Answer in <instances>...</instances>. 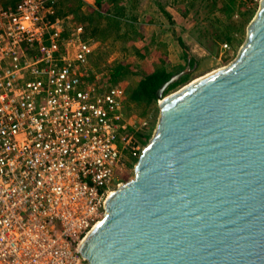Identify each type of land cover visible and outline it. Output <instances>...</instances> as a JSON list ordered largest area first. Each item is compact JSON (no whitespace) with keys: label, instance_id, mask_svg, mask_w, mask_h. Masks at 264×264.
Here are the masks:
<instances>
[{"label":"built area","instance_id":"obj_1","mask_svg":"<svg viewBox=\"0 0 264 264\" xmlns=\"http://www.w3.org/2000/svg\"><path fill=\"white\" fill-rule=\"evenodd\" d=\"M55 3L0 8V264H88L80 244L147 124L125 117L124 87L93 64L102 44L51 19Z\"/></svg>","mask_w":264,"mask_h":264},{"label":"water","instance_id":"obj_2","mask_svg":"<svg viewBox=\"0 0 264 264\" xmlns=\"http://www.w3.org/2000/svg\"><path fill=\"white\" fill-rule=\"evenodd\" d=\"M188 71L157 91L134 177L80 244L88 264H264V0L233 62L164 96Z\"/></svg>","mask_w":264,"mask_h":264},{"label":"rangeland","instance_id":"obj_3","mask_svg":"<svg viewBox=\"0 0 264 264\" xmlns=\"http://www.w3.org/2000/svg\"><path fill=\"white\" fill-rule=\"evenodd\" d=\"M82 1L81 11L102 12L94 19L99 20V23L95 25L96 34H93L106 39L93 59L94 66L106 71L109 81L107 66L117 61H123L129 66V73L124 79L115 82L111 79V82L119 83L124 87L125 117L147 122L144 127L136 130L132 135L133 138L128 139L129 142L122 150V167L111 189L115 190L121 183L134 177L135 165L142 150L152 138L160 116L158 98L141 102L131 98L139 80L160 65H165L168 70H174L172 76L189 69L178 78L179 80L182 76L188 75L186 79L169 89L167 93L164 91V96H167L208 72L229 65L237 58L247 39L248 26L256 16L261 0H235L236 10L233 18L240 23L231 44L219 38L220 31L227 25L226 13L221 2L214 5L212 0H134L135 8L132 10L137 15V19L133 23V30L124 23L121 26L122 31L130 30L129 40L125 42L108 36L111 32L105 30L106 15L111 8L109 4L103 3L102 8H98L96 0ZM8 2V0H0V8L5 7L4 4ZM76 5L77 0H62L59 7L63 13L69 14L67 17L71 18L69 20L66 17L69 20H66V23L74 21L86 28L88 22L82 18L83 15L77 12L76 16L74 13L77 9ZM88 31L90 36H85L90 38L92 32Z\"/></svg>","mask_w":264,"mask_h":264},{"label":"trees","instance_id":"obj_4","mask_svg":"<svg viewBox=\"0 0 264 264\" xmlns=\"http://www.w3.org/2000/svg\"><path fill=\"white\" fill-rule=\"evenodd\" d=\"M8 3H5L4 6L7 7L8 5H11L12 7L15 6L20 0H8ZM62 0H56L55 6H54V14L50 15L51 19H54L56 17L62 18L66 20V17L69 15L67 13H63L61 11V8L59 7V4ZM134 0H96V5L98 8H102L103 3L109 4L111 6L110 12L108 15H106L107 20V28L106 31L111 32V35L113 36L115 40H123L127 42L129 40V29L127 31H122L121 26L122 23L125 25L134 28V21L137 19V15L132 10L135 8V4L133 2ZM214 5H218L219 2L222 3L221 6H223V10L226 13V23L227 25L224 26V28L219 33V38L222 40L224 39L228 43H232L235 39V33L239 30L238 23L240 21L236 20L234 17L235 15V0H212ZM82 0H77V9L74 10V13L77 16V12L82 14V18L86 20L88 23V27L85 28V35L90 36L89 31L91 33V39L100 42L102 45L105 44L106 37L97 36L96 34L97 28L96 24L99 23V20L95 21L94 19L101 15L102 12L96 11V13L89 11V12H83L82 10ZM72 12V11H71ZM74 18V15H73ZM133 20V21H132ZM95 21V22H94ZM92 26H94L92 28ZM94 33V34H93ZM93 35V36H92ZM102 35V34H100ZM106 36V35H105ZM118 38V39H117ZM136 50V48H134ZM138 51V50H136ZM181 68L183 65L180 66ZM108 73L110 74V78L115 81H120L124 79L128 73H129V66L124 63L123 61H117L114 64L107 66ZM174 71V70H173ZM173 71L168 70L165 65H160L156 67L153 71L145 74L143 78H141L137 84V87L133 91V94L131 98L137 102H141L144 100H153L157 98V91L160 89V87L168 81L172 75ZM188 75L182 76L178 81L170 84L168 88L165 90V93L169 91L172 87L177 85L182 80L186 79ZM140 137H143V135H139ZM145 138H148V134L145 136Z\"/></svg>","mask_w":264,"mask_h":264},{"label":"bare ground","instance_id":"obj_5","mask_svg":"<svg viewBox=\"0 0 264 264\" xmlns=\"http://www.w3.org/2000/svg\"><path fill=\"white\" fill-rule=\"evenodd\" d=\"M216 70H217V69H216ZM213 71H215V70H213ZM213 71H212V72H213ZM208 73H209V72H208ZM198 79H199V78H198ZM160 101H161V100H160ZM131 179H132V178H131ZM129 180H130V179H129ZM123 183H124V182H123ZM123 183H121V184H123ZM121 184H120V185H121ZM120 185H119V186H120ZM119 186H118V187H119ZM118 187H117V188H118ZM117 188H116V189H117ZM116 189H115V190H116ZM113 191H114V190H111V191L109 190V191H108L109 194L107 193V195L109 196ZM104 214H105V212H104ZM103 216H104V215H103ZM102 218H103V217H102ZM102 218H101V219H102ZM101 219H100L99 221H101Z\"/></svg>","mask_w":264,"mask_h":264}]
</instances>
